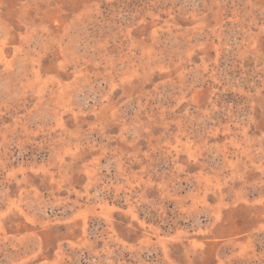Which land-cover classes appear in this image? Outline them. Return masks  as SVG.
Listing matches in <instances>:
<instances>
[{
    "label": "rangeland",
    "instance_id": "1",
    "mask_svg": "<svg viewBox=\"0 0 264 264\" xmlns=\"http://www.w3.org/2000/svg\"><path fill=\"white\" fill-rule=\"evenodd\" d=\"M0 264H264V0H0Z\"/></svg>",
    "mask_w": 264,
    "mask_h": 264
}]
</instances>
